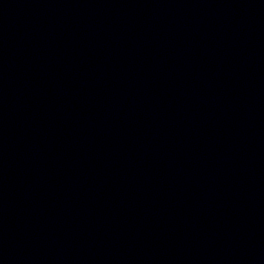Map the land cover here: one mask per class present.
Here are the masks:
<instances>
[{"label": "water", "instance_id": "1", "mask_svg": "<svg viewBox=\"0 0 264 264\" xmlns=\"http://www.w3.org/2000/svg\"><path fill=\"white\" fill-rule=\"evenodd\" d=\"M0 264H264V149L170 98L87 0H0Z\"/></svg>", "mask_w": 264, "mask_h": 264}]
</instances>
